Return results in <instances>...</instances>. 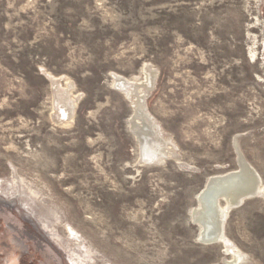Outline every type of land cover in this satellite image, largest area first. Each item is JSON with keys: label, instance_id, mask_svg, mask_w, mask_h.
Wrapping results in <instances>:
<instances>
[{"label": "rangeland", "instance_id": "rangeland-1", "mask_svg": "<svg viewBox=\"0 0 264 264\" xmlns=\"http://www.w3.org/2000/svg\"><path fill=\"white\" fill-rule=\"evenodd\" d=\"M145 66V106L175 145L157 164L139 162L113 87ZM50 76L76 100L68 123ZM234 138L263 194L223 231L264 264V0H0V264H226L190 210L238 169Z\"/></svg>", "mask_w": 264, "mask_h": 264}, {"label": "bare ground", "instance_id": "bare-ground-1", "mask_svg": "<svg viewBox=\"0 0 264 264\" xmlns=\"http://www.w3.org/2000/svg\"><path fill=\"white\" fill-rule=\"evenodd\" d=\"M143 71L146 77H144L145 82L143 79L133 80L125 78L118 74H114L113 87H116L131 104L133 111V116L131 115L132 118L130 121L132 127L131 130L133 135L137 139L138 146L139 143H142L144 136L147 138L149 137V140H146L147 142L144 143V159L150 160L151 162H153L152 164H157L162 163L164 159L162 156L166 155L167 150L171 149L175 151V145L171 141V139L167 135H165L162 127L150 115L145 106L144 98L150 91V88L153 86L155 74L154 71L150 69V66H145L143 68ZM49 78L51 79L53 94L55 96V100L57 101V104H55L56 106H58L55 107V109H59L61 111L60 114H58L57 112L56 113L57 115H59L61 122L67 121L66 123H68L72 119L76 100L70 95L68 90L59 88V78H54L51 76ZM135 80H140V82H137ZM138 122H141V124H138ZM233 145L237 153L236 155L238 169L235 171H228L222 174L209 176L206 182L211 179L218 181V185L215 187L217 192H214V194H212L209 202L213 204L211 205L212 209H205V207H202V205L200 204V200L198 199L199 201H197V198H199L201 192L200 190L196 197L198 206L190 210V215L192 220L196 221L195 224L199 226L201 232L203 226H201L200 223L209 222L208 220L211 221L210 225L213 228H211L212 232L210 233H212L213 235V233L216 232L215 236H213L217 239L215 243L221 244L223 248H225V252L231 255V259H225L227 261L226 264H245V262L247 261V257L226 237V235H224L223 223H225L227 213H229L231 209L236 208L232 205L238 202L245 201L244 195H255L253 197L257 198L260 197L263 192L260 189V178L255 170L245 161L246 159L244 160V157L240 153L236 138L233 139ZM171 153L173 154L174 152ZM12 185L8 187L9 190H6L8 193L17 194L22 197V200L27 199L26 197H24L25 194H21L22 192H19V190L17 192L18 188L13 190ZM253 197H247V199H251ZM220 201H223L224 204L220 203ZM32 204H28V206L31 207ZM38 206L40 207V205ZM68 231L70 233V236H72L73 239L77 240L78 237L76 232L69 228ZM198 240L202 244H212L205 240H202L201 238H198Z\"/></svg>", "mask_w": 264, "mask_h": 264}, {"label": "water", "instance_id": "water-1", "mask_svg": "<svg viewBox=\"0 0 264 264\" xmlns=\"http://www.w3.org/2000/svg\"><path fill=\"white\" fill-rule=\"evenodd\" d=\"M146 140H149V137L147 138L144 136L142 143H139V162H143L146 164H152L153 162H151L150 160L144 159L145 158L144 157V155H145L144 154L145 153L144 143L147 142ZM217 185H218V181L211 179V180L205 182L204 187L201 189V192H200L199 198H197V201L200 200V204L202 205V207H205V209L206 208L212 209L211 205H213V204L209 203V202H210L212 194H214V192H217V190L215 188ZM219 196H222V195H219ZM253 196H255V195H244V200H246L247 197H253ZM243 202L244 201L238 202L232 206H234V207L241 206L243 204ZM212 211H214V210H212ZM192 221H193V223L196 222L195 220H192ZM208 221L209 222L200 223L201 226H203V229H202V232L200 233L199 239L201 238L202 240H205L209 243H214L217 241V239L213 237V236H215L216 232H214L213 235H212V233H210V232H212L211 228H213V227H211V225H210L211 221L210 220H208Z\"/></svg>", "mask_w": 264, "mask_h": 264}, {"label": "flooded vegetation", "instance_id": "flooded-vegetation-1", "mask_svg": "<svg viewBox=\"0 0 264 264\" xmlns=\"http://www.w3.org/2000/svg\"><path fill=\"white\" fill-rule=\"evenodd\" d=\"M0 194H1V192H0ZM3 194V193H2ZM5 197H8V198H10L12 201H16V200H18V198H16L15 197V195L14 196H12V195H9L8 193H5V194H3ZM19 201V200H18ZM4 209L5 208H0V212L2 211H4ZM28 209H30V208H28ZM30 211H31V209H30ZM32 212V211H31ZM33 213V212H32ZM11 227H12V225H10ZM10 229V232H8V233H14L15 231V229H13V230H11V228H9ZM47 229V228H46ZM7 233V234H8ZM17 230H16V232H15V235H13V234H11V243L12 244H9V247H10V251L12 250V249H14V248H17ZM11 261H13L12 259L11 260H6V264H11L12 262ZM69 261H70V259H69ZM70 264H73L71 261H70Z\"/></svg>", "mask_w": 264, "mask_h": 264}]
</instances>
